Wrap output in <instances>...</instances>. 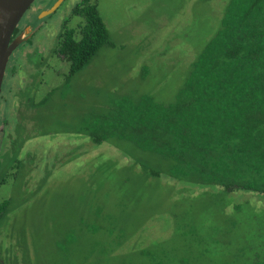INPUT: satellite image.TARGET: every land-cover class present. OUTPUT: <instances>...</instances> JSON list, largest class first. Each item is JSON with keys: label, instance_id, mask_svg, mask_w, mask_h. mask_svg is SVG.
I'll list each match as a JSON object with an SVG mask.
<instances>
[{"label": "rangeland", "instance_id": "rangeland-1", "mask_svg": "<svg viewBox=\"0 0 264 264\" xmlns=\"http://www.w3.org/2000/svg\"><path fill=\"white\" fill-rule=\"evenodd\" d=\"M93 1L113 45L103 46L35 113L38 140L28 139L24 149L36 148L40 159L28 173L33 179L29 186L15 181L14 196L20 208L12 206L11 219L3 227L9 232L6 244L20 240L25 256L18 262V250L7 245L4 251L13 256L9 264H77L79 259L84 263V258L98 259L99 264H142L143 257L132 246L150 245L151 239L159 247L165 239L169 248L163 254L190 256V264H243L264 242L260 197L237 194L235 202L251 204L237 212L223 206L221 195L204 189H197L198 194L175 193L172 199L176 201L172 200L175 188H165L158 179L148 182L132 171V160L117 148L107 143L94 146L87 135L75 133L80 117L117 94L168 97L189 67V58L219 27L228 0ZM54 2L58 0H35L32 7L37 11L27 10L21 20L32 25L38 21L40 29L32 39L52 47L62 19L79 0H63L55 12L38 19ZM67 134L70 140H65ZM89 144L93 151L86 152ZM107 162V176L101 178L93 168L107 167ZM86 224L99 225V229L86 232L90 229ZM110 229L130 236L129 249L120 244L117 251L122 252L101 263L106 248L116 246L111 241L114 237L105 236ZM134 234H143L142 241L140 237L135 240ZM70 237H74L72 244ZM97 242V248H90ZM58 243L67 251L58 248Z\"/></svg>", "mask_w": 264, "mask_h": 264}, {"label": "trees", "instance_id": "trees-1", "mask_svg": "<svg viewBox=\"0 0 264 264\" xmlns=\"http://www.w3.org/2000/svg\"><path fill=\"white\" fill-rule=\"evenodd\" d=\"M73 14L83 17L79 37L73 38L72 28L64 30L56 49L70 62L65 84L103 46L113 45L96 2L82 0ZM188 61L189 67L168 97L117 94L98 110L80 117L75 133L87 135L94 146L107 143L117 148L130 157L133 172L148 182L158 179L165 188H175L171 199L178 192L187 195L204 189L221 195L223 206L233 212L251 205L249 201L235 202L237 194L245 192L264 201V0H228L219 27ZM89 146L86 152L93 151ZM103 166L93 168L101 178L107 176L109 163ZM86 226L90 228L86 232L99 229V225ZM107 235L114 237L111 241L116 246L106 248L101 263L120 254V244L129 249L130 236L116 234L113 229L105 230ZM134 235L142 241L143 234ZM69 240L72 244L74 237ZM151 240L147 246H132L143 257L142 264H190V256L163 254L169 248L165 239L160 247ZM57 246L67 251L59 243ZM97 247L98 242L90 246L93 250ZM21 255L25 256L22 248ZM76 263L100 261L84 258V263L83 259ZM242 263L264 264V242L262 249Z\"/></svg>", "mask_w": 264, "mask_h": 264}, {"label": "flooded vegetation", "instance_id": "flooded-vegetation-1", "mask_svg": "<svg viewBox=\"0 0 264 264\" xmlns=\"http://www.w3.org/2000/svg\"><path fill=\"white\" fill-rule=\"evenodd\" d=\"M62 1L54 2L56 8L51 13L58 9ZM34 3L35 0L25 12L37 11L32 7ZM74 8L62 19L61 28L55 35V47L48 46L41 39H32L40 28L36 27L38 21L34 25L21 21L25 12L11 35L12 40L19 36L20 41L8 56L0 86V218L3 217L0 221V264H9L12 260L13 256L8 255V250L4 251L7 245L19 251L15 259L20 261L22 244L17 245L14 239L6 244L9 232L3 227L11 219L12 206L15 205L13 209L20 208L14 196L18 190L15 181L20 179L21 186L23 182L29 186L32 174L28 173L38 165L40 159L36 148L24 149L28 139L38 140L39 127L35 122V113L39 112L45 98L51 96L64 81L66 83L69 77L70 62L56 49L64 30L72 28L73 38L79 37L83 17L73 14ZM67 136L65 140H70V134ZM11 199L14 201L12 205Z\"/></svg>", "mask_w": 264, "mask_h": 264}, {"label": "water", "instance_id": "water-1", "mask_svg": "<svg viewBox=\"0 0 264 264\" xmlns=\"http://www.w3.org/2000/svg\"><path fill=\"white\" fill-rule=\"evenodd\" d=\"M33 1L34 0H0V86L8 56L11 50L20 41L19 36L12 40L11 35L20 18ZM55 8L56 5L43 11L38 19L50 14Z\"/></svg>", "mask_w": 264, "mask_h": 264}]
</instances>
